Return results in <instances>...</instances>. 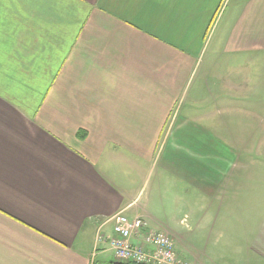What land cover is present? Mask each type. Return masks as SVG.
I'll use <instances>...</instances> for the list:
<instances>
[{
  "label": "crops",
  "instance_id": "crops-1",
  "mask_svg": "<svg viewBox=\"0 0 264 264\" xmlns=\"http://www.w3.org/2000/svg\"><path fill=\"white\" fill-rule=\"evenodd\" d=\"M260 52L264 0H0V264H121L118 213L202 262L181 229L244 181L218 139L264 135Z\"/></svg>",
  "mask_w": 264,
  "mask_h": 264
},
{
  "label": "rangeland",
  "instance_id": "rangeland-1",
  "mask_svg": "<svg viewBox=\"0 0 264 264\" xmlns=\"http://www.w3.org/2000/svg\"><path fill=\"white\" fill-rule=\"evenodd\" d=\"M236 59L231 57H228V60L221 59V65L234 67L240 62ZM241 60L247 65L241 67L244 79L242 77L237 79L248 86L249 98L253 97L256 90H263L261 97L263 98V110L259 109V106L254 107L260 113L255 127L258 123H263L260 127L263 131L259 132L264 133V52L246 55ZM233 75H235L233 72H225L220 77L225 79ZM235 133L236 137L220 138L218 143L231 149L233 159H238L241 164L246 165L247 169L242 175L244 181L240 187L237 181V187H233L227 193V209L223 207L215 217L207 219L209 220L207 225L210 224L211 229H203L200 234L196 235L194 229H181L182 236L190 245L189 247L198 245L201 251L205 252V255L203 254V257L199 259L203 264H264V259L261 262L258 257H264V250L260 247L264 244V135L257 137L253 132L251 136L237 137L243 133L248 134L249 127L245 131H242L240 127ZM226 134H231V131H226ZM234 165H238L237 161ZM100 260L99 257L92 264L117 263L114 259L109 263ZM192 262L202 264L198 261ZM120 263L128 264L129 262L120 261Z\"/></svg>",
  "mask_w": 264,
  "mask_h": 264
},
{
  "label": "built area",
  "instance_id": "built-area-1",
  "mask_svg": "<svg viewBox=\"0 0 264 264\" xmlns=\"http://www.w3.org/2000/svg\"><path fill=\"white\" fill-rule=\"evenodd\" d=\"M114 235L110 245L118 260L134 264H197L180 258L174 239L163 230H153L144 218L130 219L123 213L112 217ZM141 236L144 243L134 245L132 237Z\"/></svg>",
  "mask_w": 264,
  "mask_h": 264
},
{
  "label": "trees",
  "instance_id": "trees-1",
  "mask_svg": "<svg viewBox=\"0 0 264 264\" xmlns=\"http://www.w3.org/2000/svg\"><path fill=\"white\" fill-rule=\"evenodd\" d=\"M80 136H83V134H80ZM128 264H132V263H128Z\"/></svg>",
  "mask_w": 264,
  "mask_h": 264
}]
</instances>
